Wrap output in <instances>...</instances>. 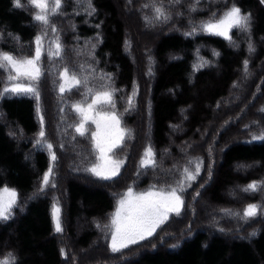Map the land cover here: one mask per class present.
Returning a JSON list of instances; mask_svg holds the SVG:
<instances>
[{
    "label": "trees",
    "instance_id": "1",
    "mask_svg": "<svg viewBox=\"0 0 264 264\" xmlns=\"http://www.w3.org/2000/svg\"><path fill=\"white\" fill-rule=\"evenodd\" d=\"M26 2L20 0L17 7L15 0H0V50L17 58L35 54L34 38L43 31L33 19L36 11ZM62 3L61 14L51 22L64 50L63 59L46 61V51L41 58L40 113L37 101L29 95L0 96V188L18 192L11 218L0 220V260L11 253L16 264H264V189L243 191L247 184L264 181V139H254L263 134L262 128L246 127L262 118L259 107L264 114V2ZM153 5H162L170 19L156 20ZM232 6L250 14L249 31L233 28L231 40L202 31L201 25L213 13L219 19ZM79 49L90 58H83V71L80 57L85 54L79 55ZM249 52L256 55L250 58ZM65 67L87 76L93 91L102 85L107 86L104 90H116L115 108L105 107L115 112L122 128L131 130L123 146L114 151L113 157L124 160L116 184L87 180V169L95 161L87 151L92 143L86 147L89 136L76 133L74 125L80 116L71 107L84 99V89L65 92L62 98L58 85ZM4 82L0 70V89ZM91 100L89 96L87 103ZM52 113L55 124L50 120ZM41 115L48 137L55 133L51 141L57 157L54 162L49 142L39 136L44 128ZM144 145L152 147L156 167L130 169L131 153L135 162H141L136 155ZM65 158L82 170L74 171V163L68 165ZM197 160L202 161L201 171L194 183L184 184L180 191L184 206L177 218L161 226L159 247L141 246L133 254L125 249L109 254L108 260L89 261L88 253L96 251L91 247L99 244L101 221L113 211L118 191L130 186L176 187L183 173L179 166L187 164L194 171ZM169 161H177L178 166L171 169ZM50 167L53 175L44 186L43 176ZM57 175L59 180L54 183ZM56 202L61 232L55 230ZM247 203L260 205L259 214L251 219L241 215ZM174 218L180 220L177 227L171 226Z\"/></svg>",
    "mask_w": 264,
    "mask_h": 264
},
{
    "label": "snow or ice",
    "instance_id": "2",
    "mask_svg": "<svg viewBox=\"0 0 264 264\" xmlns=\"http://www.w3.org/2000/svg\"><path fill=\"white\" fill-rule=\"evenodd\" d=\"M179 3L180 0H174ZM199 3V0H196ZM264 2V0H262ZM51 3V7H50ZM30 7L36 10V14L33 19L42 26V34L37 35L34 38L35 42V54L32 57L17 58L14 55L0 50V70L5 71L8 75L6 77L5 86L0 89V96L5 94H16V95H29L37 101V112L40 113L39 101H40V81L44 73L41 71V57L44 55L43 51V40L48 34V31L55 33L57 31L55 25L51 22L52 17L60 15L63 9L62 0H28ZM17 7L21 6L20 0H15ZM147 7V5H145ZM156 20L167 21L170 19L163 6L153 5ZM195 7L192 11H195ZM251 23L250 14H243L241 9L236 6H232L228 11L223 13L219 19H215V13L213 18L201 25V28L212 34L221 35L231 40L229 35L231 29L236 28L241 31H249ZM190 34V33H189ZM18 39V37L16 38ZM55 44V50L51 48V44ZM249 50H253L251 44ZM63 47L59 42V37L55 41L50 42V47L47 50L48 59L60 58L63 59ZM248 62L244 61V69L247 72ZM81 70H84V66L81 65ZM92 71H95L92 69ZM60 78L63 81L58 85V90L63 94L65 92H71L74 89L79 91L83 88L81 95L84 97L83 100L73 104L71 107L80 114V122L78 125H74L75 131L84 137L88 133L89 129L85 125L91 121L95 124L96 130L92 131L90 138L94 145V151L98 152L97 159L100 163H95L89 169L94 175L103 179H110L118 175L119 169L123 164L122 160L113 159L109 156V153L113 152L114 149L123 146L125 138L131 135V130L120 127V119L115 114L103 113L100 115V119H96L90 115L96 106L103 108L108 106L115 108V102L112 99L115 94V89L111 91L104 90L107 86L102 85L101 90L93 91L88 86L87 76H78L75 71H70L69 68L65 67L60 73ZM104 79L103 76L100 77ZM110 79V77H109ZM27 80V83L23 81ZM71 81V85L66 87ZM92 97L91 103H87L88 97ZM128 103L131 105L132 97L128 98ZM86 105V107H85ZM63 111V109H61ZM264 111V109H262ZM41 124L43 125V116H40ZM103 126H102V123ZM41 138L45 137L43 127L39 133ZM258 139H264V134ZM42 141L38 140L40 144ZM47 148L51 150L53 145L47 144ZM57 159L55 152H52L51 160L54 162ZM189 161V164H192ZM202 161L197 160L195 162L194 171L190 168L185 167L183 169L182 178L177 183L176 187L169 186V189L165 191L163 188L156 191L155 185H153L148 191L143 193L134 194L132 188L124 194L118 201V208L114 213L111 225H105L106 228L110 227L114 230L111 232V251L114 253L120 252L122 249L129 247L130 244H136L139 241L146 239L154 234L156 229L168 218L169 213H180L183 207V200L177 194L178 189L183 191L184 184L186 181H195L201 171ZM141 167H156L155 153L151 147L145 150L144 157L141 159ZM53 174V169L50 167L43 176L42 184L47 186L50 184V177ZM54 187L55 185L52 184ZM190 186V184H189ZM264 189V182L258 184L257 182L250 183L243 191L256 192ZM18 194L15 189H10L7 186L0 188V220H7L11 218L12 209L17 203ZM260 206L256 204H249L244 210V218H253L259 214ZM60 209L56 206L53 207V218L55 222L56 232H61L60 222ZM0 264H16V260L13 254L9 253L4 260H0Z\"/></svg>",
    "mask_w": 264,
    "mask_h": 264
},
{
    "label": "rangeland",
    "instance_id": "3",
    "mask_svg": "<svg viewBox=\"0 0 264 264\" xmlns=\"http://www.w3.org/2000/svg\"><path fill=\"white\" fill-rule=\"evenodd\" d=\"M27 2H28V0H27ZM26 2V3H27ZM179 6V8L181 7V4L180 5H178ZM50 7H51V3H50ZM31 9H33L34 11H36L34 8H32L31 7ZM228 11V10H227ZM223 14V13H222ZM232 30L233 29H231V31H230V33H229V35L231 36V32H232ZM202 31L205 33V34H208V36L209 35H212V36H218V37H221V38H224V39H227V38H225L224 36H221V35H216V34H212V33H210V32H208V31H205V30H203L202 29ZM50 35H52V36H49V34H47L45 37L46 38H44V40H43V51H46L47 52V50L49 49V47H50V42H52V41H55L56 40V38L58 37L57 35H56V32L55 33H50ZM247 38H250V36H247ZM49 44V45H48ZM148 44L147 43H144V46L146 47ZM51 48H52V50L54 51L55 50V44L53 43V44H51ZM78 54L79 55H81V54H85L84 55V57H80V68H81V65H83V58L84 59H90L87 55H86V53H84L81 49H79L78 50ZM256 55V53H254V52H249V57L250 58H253L254 56ZM42 57H43V55H42ZM41 57V58H42ZM47 60L46 61H48V57L46 58ZM84 66V65H83ZM4 72V74H5V82H6V77H7V73L5 72V71H3ZM262 72V71H261ZM259 76H261L260 74H258ZM258 76V77H259ZM5 82H4V84H5ZM24 83H27V80H24L23 81ZM60 82L62 83L63 81L61 80V78H60ZM262 82V81H261ZM4 84H3V86H4ZM71 85V81H69V84H67L66 85V87H69ZM264 96V95H263ZM260 100V99H259ZM92 101V100H91ZM91 101L89 102V103H91ZM260 102H261V100L260 101H258V105L260 104ZM43 105L44 106H47V102H45V103H43ZM85 107H86V105H85ZM97 112H99L100 113V115H103V113H105V112H107V113H111L109 110H108V108H106L105 106L103 107V108H101L100 106H96V108L93 110V112L92 113H90V115H92V116H94L96 119H100V115H97ZM258 112L260 113V116L262 117V118H257V119H254L253 120V122H251V123H249V124H247L246 125V127H252V126H255V127H257V128H262V133L264 134V125L262 124V122H264V114L262 113L261 114V112H260V107L258 108ZM79 114V113H78ZM259 115V114H258ZM54 113H52L51 115H50V120L55 124L56 122L54 121ZM79 116H80V114H79ZM261 120V121H259V120ZM80 122V121H79ZM79 122H78V124H79ZM43 123H44V128H43V130L45 131V139H47V142H49V143H51L52 145H53V148L50 150L51 151V155H52V152H55L56 153V151H55V144H53L54 142H53V139L55 138V133L54 132H52V133H49L50 134V136L48 137V134H47V123H46V120L44 119L43 120ZM102 123V126H103V121L101 122ZM49 124H50V129L51 130H54L55 129V126L52 124V123H50L49 122ZM85 127L86 128H88L89 129V131H88V133H86V135H88L89 136V140L87 141L86 140V143H85V145H87L86 147H88L89 146V141H91V143H92V148L90 147V149H87V151H89L91 154H93V156H94V159H95V161H94V163H91V166H90V168L93 166V164H95V163H100V161L97 159V156H98V152H95L94 151V145H93V142H92V140H91V138H90V134H91V132L92 131H95L96 130V126H95V124H92L91 123V121H89L86 125H85ZM120 127L122 128V126H121V123H120ZM77 133V132H76ZM78 134V133H77ZM79 135V134H78ZM80 136V135H79ZM53 143H52V142ZM138 144V143H137ZM148 147H151L150 145H148L147 147L144 145L143 147H142V149H141V151H140V153L138 154V156L136 155V157H138V158H143L144 157V153H145V150L148 148ZM117 149V148H116ZM116 149H114L113 150V152H111V153H109V156H111L113 159H117V160H122L123 161V164H122V166L120 167V169H119V173H118V175H116L115 177H113V178H110V179H103V178H101V177H98V176H96V175H94L93 173H91L90 172V176L87 178V180L88 181H91V182H94V183H98V184H116V180L120 177V174H121V171H122V168H123V165H124V160L123 159H118V158H116V157H113L114 156V151L116 150ZM151 149H152V147H151ZM217 154V153H216ZM56 155V154H55ZM65 160L66 161H68V165L70 164V163H74V166H73V170L75 171V170H77V168L78 169H81L80 168V166H77V168L75 167L76 166V164L78 165V163H76V162H71L70 160H68V159H66L65 158ZM220 163H221V159H219L218 160ZM130 164H131V168L130 169H140V168H142V170L144 171V170H146V167H141V162H135L134 160H133V152L131 153V156H130ZM176 165L178 166V164H177V161H169V166H170V168L171 169H174V168H176ZM163 167H164V165H162ZM182 166V165H181ZM181 166H179V168L178 169H182V171H183V169L185 168V167H188L189 168V166L187 165V164H183V166L184 167H182V168H180ZM235 169L236 170H238V169H240V167H235ZM82 170V169H81ZM246 169H240V171H245ZM239 171V170H238ZM248 172H250V170L248 171ZM53 175V174H52ZM253 176L254 175H256V174H252ZM261 176H264V174H261ZM52 177V176H51ZM51 177H50V180H51ZM59 180V178H58V175H57V177H56V179H55V182L54 183H56L57 181ZM195 181H191L190 183H194ZM255 182H257L258 184H260L261 182H264V181H262V180H257V181H255ZM253 183V182H252ZM87 184V183H86ZM185 185L187 186L188 185V181H186L185 182ZM247 185H249V184H247ZM247 185L244 187V188H246L247 187ZM8 188H10V187H8ZM129 188H132V190H133V193L134 194H138V193H143V192H146V191H148L151 187H146V188H141V189H137L136 187H134V186H130V187H127V189L125 188V189H122V190H120V191H118L117 193H116V195H117V197H116V203H115V207H114V209H113V211L111 212V213H109L108 214V217L102 222L101 221V229H102V234L99 236V239L97 240V242H99V244L98 245H96V247L95 246H93V247H91L93 250H96V251H93V252H90V253H88V258L90 259L89 261H92V260H99L100 259V257H102L100 260H108L106 257L109 255V254H118V253H120V252H122L123 250H128L129 251V253H131V254H133L134 252H136L139 248H141V246L143 247V246H153V247H159V244L161 243V241H162V236H163V234H159V231H160V229H161V226L165 223V222H167L169 219H171L173 216L174 217H176V213H169L168 214V218L156 229V231L154 232V234L152 235V236H150V237H147L146 239H144V240H142V241H139L138 243H136V244H130L129 245V247H127V248H125V249H122L120 252H118V253H114V252H112L111 251V248H110V245H111V232L114 230L113 228H110V227H108V228H106L105 227V225H111V220H112V217H113V215H114V213L116 212V210H117V208H118V201L122 198V197H124V194L128 191V189ZM243 188V189H244ZM10 189H14V188H10ZM161 188H155V189H153V190H156V191H158V190H160ZM165 191H167L168 189H164ZM15 191L17 192V190L15 189ZM249 193H253L252 191H248ZM230 193H231V191H230ZM244 193H246L245 191H244ZM17 194H18V192H17ZM177 194L181 197V199L183 200V206H184V199H183V197H182V195L180 194V190H178V192H177ZM235 197V200L236 201H238V198H237V196H234ZM18 199V198H17ZM262 199L264 200V198H263V192H262ZM206 197H205V200H204V202H203V205H205L206 206ZM249 204H256V205H258V206H260L259 204H257V203H247V206L249 205ZM55 206L56 207H58L59 209H60V205H59V203L58 202H56L55 203ZM247 206H244L243 205V208H242V210H241V215L243 216V213H244V210L247 208ZM183 208V207H182ZM182 210V209H181ZM60 215V214H59ZM177 218V217H176ZM176 218H174V221L173 222H171V226H173V227H177V226H179V224H180V220H178V219H176ZM60 219H61V215H60ZM247 219H251V218H247ZM55 223V222H54ZM198 225V224H197ZM171 230V229H170ZM180 231V229L177 231V232H179ZM169 232V231H168ZM171 239H172V243H174L173 242V236H171ZM105 240V241H104ZM179 240V238H177L175 241H178ZM104 241V242H103ZM102 251H103V254H102ZM94 253V254H93ZM110 264V263H109Z\"/></svg>",
    "mask_w": 264,
    "mask_h": 264
}]
</instances>
